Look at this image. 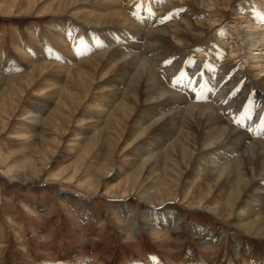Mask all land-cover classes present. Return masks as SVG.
Returning <instances> with one entry per match:
<instances>
[{"label": "bare ground", "instance_id": "obj_1", "mask_svg": "<svg viewBox=\"0 0 264 264\" xmlns=\"http://www.w3.org/2000/svg\"><path fill=\"white\" fill-rule=\"evenodd\" d=\"M126 1H54L55 17L72 11L74 20L53 19L60 48L39 53L45 60L41 70L50 68L59 81L66 80L68 86L57 89L69 91L77 105L83 102L103 120L96 123H104L99 133L125 142L139 168L159 180L154 194L139 196L149 206L141 216L153 223L147 232L154 236L156 226L167 224V236L185 237L175 214L152 203L181 197L190 202L183 179L198 177L199 200L188 203L190 209L264 243V0H244L243 21L231 31L220 16L203 11L217 8L216 0H189L186 12L170 11V0ZM201 14L209 24L196 20ZM207 24L210 40L199 45ZM103 87L108 90L99 92ZM123 214L125 226L138 233L135 219ZM149 260L146 264H161L157 255L149 254Z\"/></svg>", "mask_w": 264, "mask_h": 264}, {"label": "rangeland", "instance_id": "obj_2", "mask_svg": "<svg viewBox=\"0 0 264 264\" xmlns=\"http://www.w3.org/2000/svg\"><path fill=\"white\" fill-rule=\"evenodd\" d=\"M54 1L0 0V264H146L149 254L161 264H264V243L190 209L199 200L198 177L183 179L190 202L181 197L152 203L175 214L172 219L185 237L167 236V224L156 226L154 236L147 232L146 225L153 223L141 216L149 206L139 196L154 194L159 180L139 168L125 142L99 133L102 119L89 114L83 102L77 105L69 91L57 89L68 86L66 80L39 66L45 62L39 53L60 48L53 19L74 20L72 11L55 17ZM170 1V11L189 10V0ZM243 1L216 0L217 8L203 11L220 16L230 30L243 21ZM196 20L209 24L204 14ZM206 31L196 40L199 45L209 42L213 30L208 25ZM45 57L50 62L51 56ZM69 86L74 87L72 81ZM128 140L133 143V137ZM124 212L135 219L138 233L125 226ZM198 231L203 241L197 240Z\"/></svg>", "mask_w": 264, "mask_h": 264}]
</instances>
